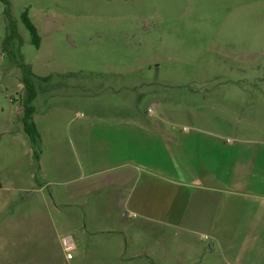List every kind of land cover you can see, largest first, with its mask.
<instances>
[{
  "label": "rangeland",
  "instance_id": "rangeland-1",
  "mask_svg": "<svg viewBox=\"0 0 264 264\" xmlns=\"http://www.w3.org/2000/svg\"><path fill=\"white\" fill-rule=\"evenodd\" d=\"M10 1L24 61L40 77H52L36 86L38 111L42 101L59 96V91L96 101L101 112L108 110L107 101L119 98L129 103L131 116L149 121L152 111L162 114L161 128H174L178 145L194 154L208 156V150L223 145L240 149L234 153L236 167L228 166L234 161L230 146L227 167H196L195 160L187 170L193 182H202L208 171L224 175V182L210 184L224 194L225 212L219 222L215 217L214 226L197 223L205 216L193 210L187 222L167 228L171 245L164 243L162 228L143 231V252L137 258L112 242L108 232H88L80 246L67 252L60 244L73 232L53 227L51 217H57L50 205V229L33 233V259L39 264H204V257L213 256L264 264V0ZM3 9L0 2V192L9 194L41 186L44 174L12 102L22 89V72L3 50ZM24 13L38 30L39 48L25 28ZM61 82L78 86L61 91L56 88ZM78 107L83 123L88 105ZM53 154L48 152L50 164ZM60 154L67 165L83 162L79 146L69 143ZM92 209L75 208L82 225L94 215H101L103 226L108 224ZM4 251L0 259L7 258Z\"/></svg>",
  "mask_w": 264,
  "mask_h": 264
},
{
  "label": "crops",
  "instance_id": "crops-1",
  "mask_svg": "<svg viewBox=\"0 0 264 264\" xmlns=\"http://www.w3.org/2000/svg\"><path fill=\"white\" fill-rule=\"evenodd\" d=\"M34 74L41 76L36 72ZM75 86L78 85L73 82L56 84L61 91ZM121 87L128 88L126 85ZM18 91L17 98L12 102L17 105L16 116L21 121L23 112L19 100L22 89ZM69 92L59 91V96H51L53 98L47 103L42 101L40 111L36 105L39 95L34 102L35 122L42 141L40 167L44 181L32 190L19 188L15 193L0 192V255L1 249L8 251L7 258L0 259V264H39L30 255V248L34 231L43 234L50 229V205L53 207L51 214L57 217V220L51 217L53 227L73 232L72 236L65 237L70 239L73 249H76V244H82L88 232L93 235L108 232L112 235L111 241L133 259L143 252L142 232L145 230L160 231L162 228L166 233L164 243L171 245L173 242L169 239L170 230L167 228H175L177 222H187L188 213L193 215V210L205 216V219L196 220L197 223L202 221L208 227L214 226L216 216L219 222L225 212L222 203L224 194L219 193L221 188L210 184L224 182L221 179L223 173L209 174L208 171L202 176L205 182L202 183L193 182L192 174L189 175L187 170L194 167L195 160L196 167H227L224 161L230 155L226 156L225 152L231 145L226 146L227 149L223 145L212 151L207 148L208 156L194 154L183 143L178 145L174 128H161L162 114L152 111L149 121L131 116L128 113L129 103L126 101L124 104L119 98L107 101L108 110L101 112L96 108L98 102ZM81 104L88 105L83 123L79 121L83 118L79 112L81 107H78ZM158 105L156 103L154 107ZM220 135L224 137V134ZM221 139L224 142V138ZM69 143L79 146L83 152L82 163L67 165L62 161L60 151ZM196 149L201 148L197 146ZM52 150L56 154H53L50 164L48 152ZM239 150L233 146L229 152L234 154ZM229 158L234 161L228 166L239 165L238 159H234L235 154ZM199 161L201 163H197ZM52 186H55L52 192H46ZM92 206L96 209L95 214H103L108 224L103 226V222L100 223L101 215H94L89 224H81V214L75 212V208L84 207L93 213ZM103 209L106 211L103 212ZM65 238L60 244L61 249H65ZM165 256L170 258V255ZM255 262L246 257L209 256L202 260L204 264ZM178 263L185 264L187 261L179 260Z\"/></svg>",
  "mask_w": 264,
  "mask_h": 264
},
{
  "label": "trees",
  "instance_id": "trees-1",
  "mask_svg": "<svg viewBox=\"0 0 264 264\" xmlns=\"http://www.w3.org/2000/svg\"><path fill=\"white\" fill-rule=\"evenodd\" d=\"M0 2L3 5V14L7 23L6 36L3 41V50L13 61H15L16 65L22 72V94L20 95L19 103L23 113L20 120L24 126V131L30 140L34 159L40 167L43 150L41 136L35 122L36 108L34 102L38 95L36 86L38 83H47L51 81L52 77L49 76L42 78L36 76L33 72L32 66L24 61L23 55L20 53L22 39L19 33L18 25L13 19L12 3L10 0H0ZM22 21L31 36L32 44L39 48L41 37L37 28L29 19L27 13L22 15ZM15 43H18V51H15ZM17 56L19 57V60L16 59Z\"/></svg>",
  "mask_w": 264,
  "mask_h": 264
},
{
  "label": "built area",
  "instance_id": "built-area-1",
  "mask_svg": "<svg viewBox=\"0 0 264 264\" xmlns=\"http://www.w3.org/2000/svg\"><path fill=\"white\" fill-rule=\"evenodd\" d=\"M63 243H64L65 250H66L67 252L72 251V249H73V245H72L70 239L65 238L64 241H63ZM69 257H70V255H69Z\"/></svg>",
  "mask_w": 264,
  "mask_h": 264
}]
</instances>
